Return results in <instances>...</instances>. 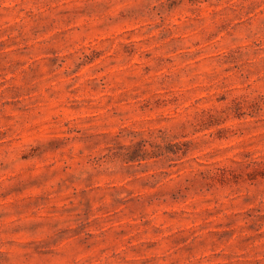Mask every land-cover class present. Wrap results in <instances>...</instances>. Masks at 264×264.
<instances>
[{
  "label": "rangeland",
  "instance_id": "1",
  "mask_svg": "<svg viewBox=\"0 0 264 264\" xmlns=\"http://www.w3.org/2000/svg\"><path fill=\"white\" fill-rule=\"evenodd\" d=\"M0 264H264V0H0Z\"/></svg>",
  "mask_w": 264,
  "mask_h": 264
}]
</instances>
